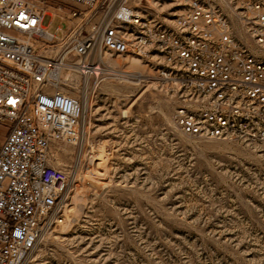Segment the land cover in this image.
Listing matches in <instances>:
<instances>
[{"label":"rangeland","instance_id":"1","mask_svg":"<svg viewBox=\"0 0 264 264\" xmlns=\"http://www.w3.org/2000/svg\"><path fill=\"white\" fill-rule=\"evenodd\" d=\"M247 1L211 0L235 37L264 57L240 18ZM187 2L126 0L167 27ZM45 25L51 33L69 27L52 15ZM105 59L110 67L85 82L89 93L77 88L78 73L63 72V89L83 91L91 108L82 142L52 150V164L69 176L66 219L43 232L24 264H264L261 148L183 135L173 119L177 103L158 79L160 58ZM9 126L0 123V143Z\"/></svg>","mask_w":264,"mask_h":264},{"label":"built area","instance_id":"2","mask_svg":"<svg viewBox=\"0 0 264 264\" xmlns=\"http://www.w3.org/2000/svg\"><path fill=\"white\" fill-rule=\"evenodd\" d=\"M56 1L0 0V123L10 124L0 143V264H24L43 232L66 219L69 176L52 164V150L82 142L87 99L63 89L65 70L78 73L77 88L89 93L85 82L110 67L107 55H154L183 135L264 152V57L235 37L211 0H188L172 27L126 0ZM64 4L78 7L66 12ZM240 13L264 48V0L244 2ZM51 15L69 27L51 33Z\"/></svg>","mask_w":264,"mask_h":264},{"label":"bare ground","instance_id":"3","mask_svg":"<svg viewBox=\"0 0 264 264\" xmlns=\"http://www.w3.org/2000/svg\"><path fill=\"white\" fill-rule=\"evenodd\" d=\"M66 29L62 28V31H65ZM57 38L61 39V36H58ZM133 63L138 64L139 61L138 60H133ZM93 96V95H92ZM91 108V97H87L86 100V105H85V116H86V112L89 111V109ZM92 110V109H91Z\"/></svg>","mask_w":264,"mask_h":264}]
</instances>
